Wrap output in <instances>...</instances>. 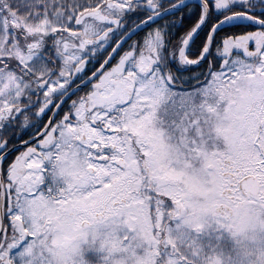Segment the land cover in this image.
I'll return each mask as SVG.
<instances>
[{
    "label": "snow or ice",
    "instance_id": "1",
    "mask_svg": "<svg viewBox=\"0 0 264 264\" xmlns=\"http://www.w3.org/2000/svg\"><path fill=\"white\" fill-rule=\"evenodd\" d=\"M0 264H264V0H0Z\"/></svg>",
    "mask_w": 264,
    "mask_h": 264
}]
</instances>
